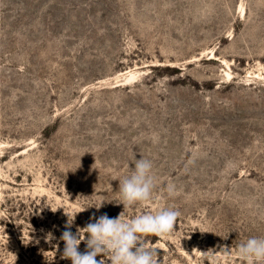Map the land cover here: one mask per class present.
I'll return each instance as SVG.
<instances>
[{
	"label": "rangeland",
	"instance_id": "obj_1",
	"mask_svg": "<svg viewBox=\"0 0 264 264\" xmlns=\"http://www.w3.org/2000/svg\"><path fill=\"white\" fill-rule=\"evenodd\" d=\"M142 156L152 197L124 208ZM161 207L158 264H247L264 238V0H0V264H72L67 214Z\"/></svg>",
	"mask_w": 264,
	"mask_h": 264
},
{
	"label": "clouds",
	"instance_id": "obj_2",
	"mask_svg": "<svg viewBox=\"0 0 264 264\" xmlns=\"http://www.w3.org/2000/svg\"><path fill=\"white\" fill-rule=\"evenodd\" d=\"M132 163L134 168H131L130 174L119 181V203L124 208L138 202L146 203L155 188L153 162L142 156L138 160L134 158ZM168 192H173V186H169ZM75 215L67 214L65 230L60 236L64 243L62 258L70 259L72 264H104L102 259L97 260V256L105 253L111 254V264H158L156 248L146 246L141 236L167 237L174 231L180 212L172 207H161L155 214H142L127 220L122 217V213L117 218L103 214L99 218L93 216L94 222L77 228L73 233L71 228ZM52 239L54 237L49 233L47 240ZM82 241L86 244L84 252L79 250ZM238 256L247 264H264V238L247 239L239 246Z\"/></svg>",
	"mask_w": 264,
	"mask_h": 264
}]
</instances>
